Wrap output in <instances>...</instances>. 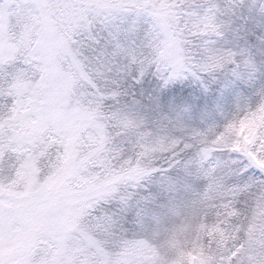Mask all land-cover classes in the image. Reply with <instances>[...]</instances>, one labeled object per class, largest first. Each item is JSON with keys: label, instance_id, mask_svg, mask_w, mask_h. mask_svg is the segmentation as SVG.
Returning a JSON list of instances; mask_svg holds the SVG:
<instances>
[{"label": "snow or ice", "instance_id": "1", "mask_svg": "<svg viewBox=\"0 0 264 264\" xmlns=\"http://www.w3.org/2000/svg\"><path fill=\"white\" fill-rule=\"evenodd\" d=\"M257 161L264 0H0V264H264Z\"/></svg>", "mask_w": 264, "mask_h": 264}, {"label": "rangeland", "instance_id": "2", "mask_svg": "<svg viewBox=\"0 0 264 264\" xmlns=\"http://www.w3.org/2000/svg\"><path fill=\"white\" fill-rule=\"evenodd\" d=\"M249 126H251V125H249ZM241 131H242V132L244 131V128H243V127H242ZM257 163H258L259 165H263L262 162H260V161H257ZM131 167H132V170L129 171V172H126V173H125L124 171H122V172H118V173L115 175L114 179H115V180L130 181V180H132V179H135L136 176H138V175L141 174V171H139L140 168H139L138 166H136V165H132ZM128 168H129V167H128ZM108 186H109L108 184L102 185L103 188H107Z\"/></svg>", "mask_w": 264, "mask_h": 264}, {"label": "trees", "instance_id": "3", "mask_svg": "<svg viewBox=\"0 0 264 264\" xmlns=\"http://www.w3.org/2000/svg\"><path fill=\"white\" fill-rule=\"evenodd\" d=\"M141 150H142L143 153L147 154V153L151 152L153 149L150 148V147H142ZM260 162H261V161H260ZM262 164H263V165H260V166H264V162H262ZM132 165H136V166H138V167L140 168L139 171L142 172V169H141V167H140V165H139V162H137V163H135V164H132ZM132 165H131V166H132ZM131 166H130L129 168L126 166V167L124 168L123 171H124L125 173L131 171V170H132V167H131ZM138 176H139V175H138ZM138 176H136L135 179H132V180H130L129 182H131V181H135V180L137 179Z\"/></svg>", "mask_w": 264, "mask_h": 264}]
</instances>
